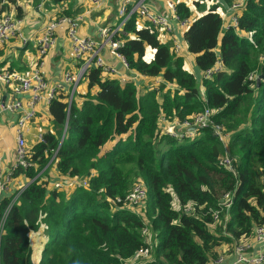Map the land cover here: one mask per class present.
<instances>
[{"label": "trees", "instance_id": "1", "mask_svg": "<svg viewBox=\"0 0 264 264\" xmlns=\"http://www.w3.org/2000/svg\"><path fill=\"white\" fill-rule=\"evenodd\" d=\"M19 1L0 0V14L15 4L21 15ZM231 1L206 8L195 0L203 11L195 17L185 0L175 2L177 15L192 17L184 38L196 67L221 63L210 77L198 81L158 28L134 15L119 51L130 68L162 82L140 92L135 81L91 66L70 105L67 90L56 91L47 104L53 127L28 147L34 165L14 167L11 177L31 178L56 151L57 173L88 185L54 188L37 178L24 186L5 222L2 264H32L29 233L40 227L49 239L37 264H209L222 246L250 237L264 219V0H244L236 27L224 29L218 8ZM250 72L260 73L257 84ZM205 107L212 121L192 135L159 127L161 114L183 119ZM215 124L229 132L225 142ZM227 149L235 172L222 162ZM138 183L146 190L139 203L116 201ZM226 192L229 208L215 219ZM8 200L0 198V213ZM142 247L149 256L134 257Z\"/></svg>", "mask_w": 264, "mask_h": 264}, {"label": "built area", "instance_id": "2", "mask_svg": "<svg viewBox=\"0 0 264 264\" xmlns=\"http://www.w3.org/2000/svg\"><path fill=\"white\" fill-rule=\"evenodd\" d=\"M103 0H91V9L100 6ZM44 0H39L38 8H41ZM148 0H120L117 10V19L107 25H99L97 36L82 35L79 32L80 15L61 14L49 18L44 28L37 37V52L38 60L36 65L28 71L11 70L8 68H0V81L10 84L14 92L20 94H27L25 100L22 97L15 96L10 100L0 102V115L5 110L13 113L12 126L14 129L15 146H14V160L12 167L5 168L0 161V198L9 195V200L3 207L0 213V264L2 236L5 231V222L7 216L16 202L19 192L29 182L35 179L46 180L48 186L54 188H66L69 186H87L88 180L86 178H69L59 175L53 166L54 154L48 161L39 169L34 176L26 178L25 182L18 180L19 177H11L12 169L21 165L28 167L33 164L30 161L32 153L28 148L26 142V133L29 130V123L36 115V105L39 102L49 101L54 97L56 91L60 88L67 90L66 100L70 105L75 89L81 84L80 80L86 78V73L89 67H98L103 73L109 74L113 77H118L121 81L133 80L139 85L146 82L149 88L156 86L162 82L160 76L149 77L140 72L130 68L126 57L119 51L122 44L121 38L118 36L125 22L131 17L144 19L158 28L159 32L166 36V41H170L172 49L176 53H181L185 46L182 42L181 33L187 29L191 22V17H180L176 14L175 2L169 0L170 6L174 13L177 27L173 26L170 17L166 13L152 10L148 4ZM244 0H232L229 4H225V14L229 16V22L223 25L224 29L228 26L236 27L237 16L239 8L242 7ZM23 18L17 14L16 5L0 14V43L8 41L12 38H17L21 43L27 42V37L22 33ZM59 26H64L66 37L70 43L71 52L76 63L75 70H66L63 73L62 79L50 84L41 70L44 64L43 57L48 49L56 42L55 32ZM181 31V33H180ZM105 52H108L112 58H107ZM109 59L111 61H109ZM221 63L218 61L214 66L199 72L201 77H210L213 71L219 70ZM255 78L256 73L250 72L247 78ZM150 78V79H149ZM211 109L205 107L202 111L188 115L183 119L173 118L169 119L166 115L161 114L158 119L159 127L173 137H181L192 135L198 126H206L212 120L210 118ZM195 126V129L188 127ZM213 132L221 142H225L229 136L221 124H215ZM61 136L60 142L63 139ZM43 139V132L39 131L36 134V140ZM222 162L235 172L232 166L231 157L228 156L222 159ZM34 165V164H33ZM24 177V176H23ZM16 184H13V183ZM15 187V188H13ZM146 194L143 184H136L133 189L127 192L123 197L118 196L117 202L124 204H137ZM231 202V193L226 192L224 198L219 201L220 208L212 210V215L215 219H219L220 211L224 204L227 209ZM189 208V205L186 207ZM227 218V214L224 216ZM146 229H142L145 233ZM149 256V248L142 247L137 250L134 257ZM209 264H264V219L261 223L255 225L252 229L249 238L244 240H237L230 246H222L220 253Z\"/></svg>", "mask_w": 264, "mask_h": 264}, {"label": "crops", "instance_id": "3", "mask_svg": "<svg viewBox=\"0 0 264 264\" xmlns=\"http://www.w3.org/2000/svg\"><path fill=\"white\" fill-rule=\"evenodd\" d=\"M173 1L176 2L177 0ZM38 2L39 0H20L18 2L21 5V17L23 18L21 29L22 33L27 37V42L21 43L19 39L12 38L0 43V68H9L11 70L20 69L19 71H28L32 69L38 60L36 55L37 37L49 18L62 14L58 13L59 11L66 8L75 9L73 12L74 14L71 15L81 16L79 32L82 35L97 36L99 25H107L111 22H115L117 19V10L120 0H103L100 6L93 9H91V0H44L41 8H38ZM147 4L154 11L168 14L171 24L177 27V22L175 21L169 0H148ZM225 7V4L222 5L221 3V6L218 8L224 26L229 22V16L226 15L224 11ZM160 35L163 40L166 41V36L162 33H160ZM181 36L182 42H185L184 33H181ZM55 37L56 42L44 55V64L41 66V70L50 84L60 81L66 70L73 71L76 67L64 26H59L57 28ZM184 44L186 45V43ZM181 54L185 56V65L189 63L188 58H190L191 65L194 67L196 66L193 63V54L187 50L186 46ZM105 56L107 58H112L108 52H105ZM147 56L149 57L150 53H148ZM109 61L111 60L109 59ZM197 72L199 75L200 70ZM85 80L86 78L83 80L84 85ZM0 83L4 86L0 84V102L10 100L15 96L22 97V99L25 100L26 96H28L27 94H23L22 96L17 94L14 92L16 88H13L10 84L1 81ZM48 119H50V115L47 104H45V102H39L36 105V115L31 123H29V130L26 133V142L28 146L37 141L36 134L39 131L44 132L48 129L45 124V121ZM12 121L13 113L11 111L5 110V112L0 115V161L5 168L12 167L15 157V137ZM24 179L26 180V177L20 176L18 178V180L22 182H25ZM13 184L16 183L14 182Z\"/></svg>", "mask_w": 264, "mask_h": 264}, {"label": "rangeland", "instance_id": "4", "mask_svg": "<svg viewBox=\"0 0 264 264\" xmlns=\"http://www.w3.org/2000/svg\"><path fill=\"white\" fill-rule=\"evenodd\" d=\"M185 1L190 5L191 12H192V14H191L192 17L197 16L199 13H203L202 10H199V9L196 8L195 0H185ZM198 1L202 2L204 4V6L206 8H208L211 4H213L217 0H198ZM192 17H191V19H192ZM188 62L189 63H187L185 65L186 68L189 69V70L194 71V73L197 76L198 81H200L201 78H200V76L198 75V72H197L199 69L196 66L194 67V66L191 65L192 63H191V59L190 58H188ZM80 82H81V84L79 85V87L77 89L81 88L80 90H82L85 87L83 79H81ZM0 84L3 86L2 83H0ZM145 86H147L149 88V85H146V82L140 83L139 86H138L139 87V91L143 92L144 91L143 87H145ZM45 124H46L47 128H52L53 127V122H52L51 119L46 120ZM162 147H163V145H162ZM29 237H30V244H31V247H32V254H31L32 264H37L39 259H40L41 254H42V248L44 247L45 243L49 239V235L46 232L43 231L42 227H40V229H38L36 231L32 230L29 233ZM151 239H152V236L150 235V240H148V241H151ZM152 242H154V241L152 240Z\"/></svg>", "mask_w": 264, "mask_h": 264}, {"label": "water", "instance_id": "5", "mask_svg": "<svg viewBox=\"0 0 264 264\" xmlns=\"http://www.w3.org/2000/svg\"><path fill=\"white\" fill-rule=\"evenodd\" d=\"M259 80H260V73L257 74L256 77H255L256 84L258 83ZM2 98H4V97H2ZM188 128H189V129H195V126H190V127H188ZM64 132H65V129H64L62 135H64ZM227 155H228L229 158L231 157V153H230V150H229V149H227Z\"/></svg>", "mask_w": 264, "mask_h": 264}]
</instances>
